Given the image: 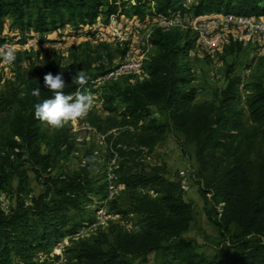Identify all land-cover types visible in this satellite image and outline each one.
<instances>
[{
    "label": "trees",
    "instance_id": "1",
    "mask_svg": "<svg viewBox=\"0 0 264 264\" xmlns=\"http://www.w3.org/2000/svg\"><path fill=\"white\" fill-rule=\"evenodd\" d=\"M119 12L259 16L264 15V0H0V44L11 39L4 34L6 17L11 18L6 32L19 33L23 42L33 37L28 33L32 29L44 43L53 39L48 33L68 26L74 33L85 28V34H94L92 25L100 15L106 20ZM151 43L156 51L145 61L147 78L124 77V84L117 79L102 86L105 109L117 116L108 119L119 133L107 141L118 156L115 181L124 188L107 204V214L116 219L87 238L75 236L94 221L107 196L105 175L92 174L89 162L51 175L74 142L64 126L44 130L34 104L53 94L43 85L49 72H62L65 93H75L106 70L92 73L89 55L69 67L56 60L38 79L0 92V193L17 180L13 206L0 208V264H55L59 256L50 257V252L65 237L69 264H145L151 254L158 256L157 264H264V81L245 84L242 107L240 78L229 68L214 98L196 102L186 61L195 37L178 28H156ZM79 71L87 77L83 85L74 78ZM37 87L39 100L31 95ZM168 134L182 155L194 161L189 176L204 202L205 218L218 233L211 253L184 236L195 214L192 202L184 199L178 171L172 174L166 163L142 162L144 152ZM28 171L43 192L29 191ZM95 202L96 209L90 208ZM39 253L46 257L37 260Z\"/></svg>",
    "mask_w": 264,
    "mask_h": 264
},
{
    "label": "rangeland",
    "instance_id": "2",
    "mask_svg": "<svg viewBox=\"0 0 264 264\" xmlns=\"http://www.w3.org/2000/svg\"><path fill=\"white\" fill-rule=\"evenodd\" d=\"M215 14L217 13H211L210 15L214 16ZM103 19L104 17L100 15L96 22L102 23ZM4 20L5 24L3 29L6 32L11 18L6 17ZM70 28L68 26L56 32L48 33L47 36L53 39L44 43L38 42L37 34L31 29L28 33L33 35V37L28 39L32 40L31 42L34 45L29 50H21L18 47L12 46L8 47L15 50L16 59L13 63L9 64L0 56V92L6 90L9 86L21 85L38 79L46 67L56 60H59L61 67H69L74 62H80L86 55H89L91 58L90 71L93 73L108 70L122 59L124 54L121 52L126 50L123 44L104 38L98 42H87L84 40L87 37H92L93 33L85 34L83 31L85 28L79 29L77 33H74L73 29ZM92 28L94 29V27ZM5 32L4 34H7L11 38L7 42L12 45L13 37L19 33ZM54 34L56 35L54 36ZM187 34L192 37L194 36L190 31ZM232 43L239 44L229 35L227 42L221 44L217 50L210 54L201 56L199 51L195 50H193V54L188 53L186 61L191 72V85L197 89L196 102L209 101L214 98L222 88L225 82L226 72L229 68H233L231 75H237L240 78L238 94L240 97V106L242 107H245V84L253 80L264 81V56L257 58L254 56L252 48L248 50L241 48L238 51V46L231 45ZM229 45L233 46L232 53L228 51ZM8 48H1L0 53ZM155 51L156 48L153 46L149 56L154 54ZM211 70H214V75H211ZM117 81L121 84L125 83L124 78H120ZM242 82L243 85L241 84ZM99 87L97 88L93 83H90L86 88L81 89L80 92L89 93L94 96V105L85 117L65 124L64 127L68 129L73 139L74 149L71 154L59 161L51 175L76 170L89 162L93 164L92 174L106 176L107 168L112 161L115 162V165L112 166V173L117 166V152L110 150V143L107 141L108 138H113L119 133L118 128L110 127V121L108 119L112 116H117L112 115L105 109V101L101 91L102 86ZM91 121L99 125L100 130ZM42 128L47 132H51L54 127L43 122ZM191 153L192 151H190V155ZM142 162L146 166L166 163L172 174L178 170H185L189 174L195 166L191 156L186 158L182 155L172 134H168L165 140L157 145L150 153L144 152ZM28 179V189L33 195L43 192L44 186L38 181L32 171H28ZM16 182L17 180L14 178L7 191L0 193V208L3 210H7L8 207L13 206L15 202ZM188 184L190 190L189 192H185L184 199L192 202L195 220L184 236L195 239L201 245V250H204L206 253H211L218 242V233L216 228L205 218L203 211L204 202L197 191L195 182L190 176ZM120 196L121 201L123 196L122 194ZM96 206L98 205L95 202L93 205H90V208L96 209ZM110 215L112 214L110 213ZM88 226L81 229L78 233L80 235L76 234L75 237L87 238L91 236V233L86 229ZM232 231L236 232L237 230L232 229ZM69 244L68 238L65 237L58 246L52 249L50 257L54 255L59 256L55 264H69L63 253V248ZM45 257V254L39 253L36 259L43 260ZM157 260L158 256L151 254L145 264H157Z\"/></svg>",
    "mask_w": 264,
    "mask_h": 264
},
{
    "label": "built area",
    "instance_id": "3",
    "mask_svg": "<svg viewBox=\"0 0 264 264\" xmlns=\"http://www.w3.org/2000/svg\"><path fill=\"white\" fill-rule=\"evenodd\" d=\"M92 27L95 29L94 34L84 41L93 43L102 38L115 40L123 44L126 49L119 62L91 81L97 88L124 77L139 80L148 77L145 61L153 47L151 36L156 28L162 30L178 28L185 32H192L195 43L189 54H193V50L199 51L201 56L210 54L217 50L221 44H225L231 35L233 40L238 42L244 50L252 48L254 56L257 58L264 56V15L217 13L211 16L174 13L168 16L145 14L143 17H139L119 12L109 15L106 20L103 19L102 23L95 22ZM31 41L27 39L21 42V36L16 34L13 37L12 45L5 41L0 44V50L11 46L29 50L34 45ZM211 71V75H214V70ZM241 84L243 85V82ZM114 165L115 162L112 161L107 168L105 176L107 196L97 207L94 221L86 228L90 233L98 227L105 226L109 219L116 218L108 215L106 210L110 199L124 188L122 184L116 183L115 176L111 172ZM178 178L182 191L189 192V174L185 170H178Z\"/></svg>",
    "mask_w": 264,
    "mask_h": 264
},
{
    "label": "clouds",
    "instance_id": "4",
    "mask_svg": "<svg viewBox=\"0 0 264 264\" xmlns=\"http://www.w3.org/2000/svg\"><path fill=\"white\" fill-rule=\"evenodd\" d=\"M6 63H13L16 59L15 50L8 48L0 53ZM77 84L83 85L87 82L86 74L79 71L75 75ZM43 85L52 91V96L39 100L40 88H33L31 95L37 97L39 102L34 104V116L46 122L49 126L60 128L70 121H75L86 116L94 105V96L89 93L77 91L65 93L66 82L62 72L55 75L51 72L43 77Z\"/></svg>",
    "mask_w": 264,
    "mask_h": 264
}]
</instances>
